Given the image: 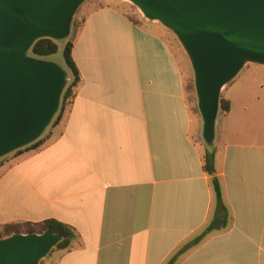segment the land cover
I'll return each instance as SVG.
<instances>
[{"label":"crops","instance_id":"0c3cea01","mask_svg":"<svg viewBox=\"0 0 264 264\" xmlns=\"http://www.w3.org/2000/svg\"><path fill=\"white\" fill-rule=\"evenodd\" d=\"M71 42L75 98L42 147L0 163V229L48 220L73 229L71 249L46 264H166L215 218L216 179L227 224L175 264H264L261 98L237 111L228 84L220 97L230 110L218 112L209 147L169 30L104 6Z\"/></svg>","mask_w":264,"mask_h":264},{"label":"water","instance_id":"95a60500","mask_svg":"<svg viewBox=\"0 0 264 264\" xmlns=\"http://www.w3.org/2000/svg\"><path fill=\"white\" fill-rule=\"evenodd\" d=\"M89 0H0V159L37 141L58 112L68 73L28 55L41 39L65 41ZM169 30L194 77L202 137L215 139L220 96L247 65L264 67V0H123ZM59 235L0 239V264H39Z\"/></svg>","mask_w":264,"mask_h":264},{"label":"trees","instance_id":"16d2710c","mask_svg":"<svg viewBox=\"0 0 264 264\" xmlns=\"http://www.w3.org/2000/svg\"><path fill=\"white\" fill-rule=\"evenodd\" d=\"M127 16L133 22H136V19L134 17H132L129 14H127ZM59 47L63 48L62 57L64 61L65 70L68 73V82L61 96L60 109L56 114L55 121L52 125L58 124L64 115L66 106L69 105L70 107L73 99L75 98L76 89L79 84V73L71 55L73 44L71 40H67L63 45H60L59 42L50 39H41L33 44V46L31 47L28 53V55L33 58L49 61L51 60V58H53V56H55L58 53ZM187 94L189 97V100L187 99V101L188 104L191 106V110L199 114L197 108L196 93L194 89V82L192 84V91H190V88L186 87V95ZM229 110H230L229 103L223 100L222 97H220L219 111L222 113H228ZM47 135L48 136L40 137L37 141H35L31 145L12 153V155L20 154L24 151H34L39 149L45 144L46 140L49 138V134ZM7 157L1 159L0 163L4 161ZM213 158H214L213 152L207 151L205 153L204 168L206 172L209 174H213L214 172ZM212 184L218 202L217 214L215 218L211 223H209V225L204 229V231L200 235H198L191 241L182 245L181 248L175 253V255L171 257V259H169V261L166 264H175L177 260L187 251L199 245L208 234L215 231H219L220 229L226 226L228 221V214L226 209L223 208V206L221 205L220 187L216 179L213 180ZM3 230H4V234L0 232V239L12 236L14 234H43L46 231H51L53 234L59 235L61 237V240L55 246V249L62 251L71 249L72 243L76 239V234L73 229L53 220H48L40 224L8 225L5 226L2 229V231Z\"/></svg>","mask_w":264,"mask_h":264},{"label":"rangeland","instance_id":"374dc122","mask_svg":"<svg viewBox=\"0 0 264 264\" xmlns=\"http://www.w3.org/2000/svg\"><path fill=\"white\" fill-rule=\"evenodd\" d=\"M104 6H111L121 9L126 14H129L132 17H134L136 21L144 20L140 15V13L138 12V10L133 5L123 0H89L86 3H84L74 15L70 36L65 41L59 42L60 45H63L67 40H72L75 33L79 30L84 17L87 15V13H89L90 10ZM62 52H63V48L59 47L58 53L55 56H53V58H51V60L49 61L56 63L59 67H61L64 71H66L64 67ZM185 78H187V80L185 81V87L190 88V91H192V84L194 82V77L191 66H190V72L188 73V75H186ZM223 95L226 99L232 100L237 111L238 109L243 108L244 104H251L254 102L253 99H255L256 97H260L261 103L263 104L261 106L262 112H259L260 115L256 117L253 127L255 129H260V127L262 126L264 130V67L257 65H247V67H245L242 73L236 79H234L230 85H228V87L223 92ZM187 99L189 100L188 94H187ZM60 105H59V109H60ZM68 109H69V105L66 106L64 114L68 111ZM55 116L52 122L50 123V125L43 133L42 135L43 137L48 136L47 134H49L50 130L55 126L52 125L55 121ZM207 146H211V145H207ZM0 232L4 234V230L2 231V229H0ZM56 251L57 249L55 248L51 250L50 253L39 262V264H46L50 260L51 256L55 254Z\"/></svg>","mask_w":264,"mask_h":264}]
</instances>
